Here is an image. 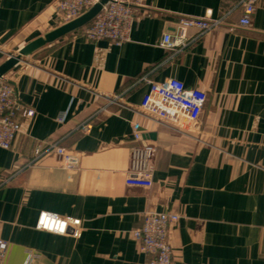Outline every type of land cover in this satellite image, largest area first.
I'll return each mask as SVG.
<instances>
[{
	"label": "crops",
	"instance_id": "crops-1",
	"mask_svg": "<svg viewBox=\"0 0 264 264\" xmlns=\"http://www.w3.org/2000/svg\"><path fill=\"white\" fill-rule=\"evenodd\" d=\"M55 1L0 0V64L61 25ZM240 2L144 0L128 42H90L81 29L7 75L35 114L0 148V238L10 244L0 264H151L131 234L148 211L180 216L175 264H264V0L249 28L238 26ZM207 16L224 24L188 28L184 49L160 45L181 18ZM170 78L207 92L196 126L141 113L149 82ZM134 124L156 148L151 189L126 185ZM52 144L77 154L78 168L36 156ZM41 212L80 219V236L39 230Z\"/></svg>",
	"mask_w": 264,
	"mask_h": 264
},
{
	"label": "built area",
	"instance_id": "built-area-1",
	"mask_svg": "<svg viewBox=\"0 0 264 264\" xmlns=\"http://www.w3.org/2000/svg\"><path fill=\"white\" fill-rule=\"evenodd\" d=\"M98 0H56L54 10L60 24L70 22ZM259 0H241L239 7L242 17L239 27L249 28L256 12ZM144 0H116L104 7L99 15L82 30L84 38L90 42L108 40L120 45L130 40L134 22L138 19L137 6ZM225 18H181L175 34H165L161 46L167 49H184L189 44L187 30L195 27L202 35L224 24ZM208 100L206 91L188 88L182 81L170 78L163 82H149V90L144 95L140 111L158 122L176 127L196 126ZM32 108L24 106L17 95L12 80L5 76L0 80V148L8 150L21 133V120L33 117ZM65 115L61 114L60 121ZM134 144L131 147L130 165L126 185L151 189L153 187V163L156 148L146 143L140 132L139 124H134ZM85 130H88L85 127ZM56 156L61 166L67 170L78 168L80 158L61 145H49L36 150V156ZM180 216L174 212L148 211L143 215L140 228L132 231V237L142 252L153 257L151 264H175L174 250L170 241L171 227ZM81 220L73 217H61L50 212H41L37 228L41 231L59 235L79 237ZM10 249L8 241L0 238V261L5 260Z\"/></svg>",
	"mask_w": 264,
	"mask_h": 264
},
{
	"label": "water",
	"instance_id": "water-1",
	"mask_svg": "<svg viewBox=\"0 0 264 264\" xmlns=\"http://www.w3.org/2000/svg\"><path fill=\"white\" fill-rule=\"evenodd\" d=\"M116 0H98L88 10L76 19L64 23L57 28L39 36L38 38L23 45L17 53L9 54L4 62L0 64V80L4 79L19 64L26 61L40 49L83 29L90 24L101 13L105 6L114 3ZM150 137H154L150 135Z\"/></svg>",
	"mask_w": 264,
	"mask_h": 264
},
{
	"label": "rangeland",
	"instance_id": "rangeland-1",
	"mask_svg": "<svg viewBox=\"0 0 264 264\" xmlns=\"http://www.w3.org/2000/svg\"><path fill=\"white\" fill-rule=\"evenodd\" d=\"M62 24H64V23H62ZM62 24H61V25H62ZM14 53H17V52H14ZM14 53H13V54H14Z\"/></svg>",
	"mask_w": 264,
	"mask_h": 264
}]
</instances>
